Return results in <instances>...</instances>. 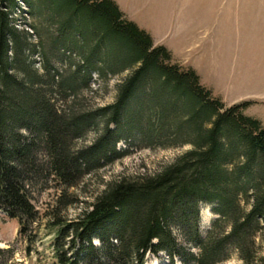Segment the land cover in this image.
Here are the masks:
<instances>
[{"label":"trees","instance_id":"trees-1","mask_svg":"<svg viewBox=\"0 0 264 264\" xmlns=\"http://www.w3.org/2000/svg\"><path fill=\"white\" fill-rule=\"evenodd\" d=\"M18 1L0 0V211L18 221V235L31 244L27 233L38 213L29 184L41 171L70 188L135 144L186 145L159 173L116 179L90 210L72 222L56 221L55 264H145L148 255L161 254L166 264H220L233 257L264 264L257 241L264 233V125L245 114L251 102L226 106L193 70L171 63L166 48L154 46L111 0H35L36 10L43 6L58 19L60 32H71L74 50L85 49L66 83L52 79L63 94L74 92L75 77L85 78L87 88L92 74L103 80L130 70L110 105L91 112L64 108L65 98L57 105L34 89V77L25 81L13 73L25 43L13 18ZM98 126L89 146L75 147ZM20 129L39 135L45 169L31 155L34 140ZM202 204L216 216L204 235ZM14 255L12 247L0 248V264H21Z\"/></svg>","mask_w":264,"mask_h":264},{"label":"rangeland","instance_id":"rangeland-1","mask_svg":"<svg viewBox=\"0 0 264 264\" xmlns=\"http://www.w3.org/2000/svg\"><path fill=\"white\" fill-rule=\"evenodd\" d=\"M111 1L125 19L151 37L154 46L166 48L171 63L193 70L200 84L226 106L251 102L245 114L264 125V0ZM29 3L31 7L19 0L13 14L15 26L25 41L16 56L13 72L16 77L25 81L28 76L34 77L38 82L34 89H40L51 102H58L57 105L67 99L63 102L64 108L70 107L75 112H91L113 103L117 87L130 70L106 75L103 80L92 74L87 88L85 78L75 77L74 92L70 94H63L53 86V78L66 83L80 61L79 54L82 56L85 49L74 50L69 43L71 32L67 29L60 32L55 16L43 6L36 10L35 0ZM18 132L34 140L31 155L38 169H45L46 154L39 135H29L23 129ZM100 132L101 126L94 128L76 140L75 147L89 146ZM135 145L126 156L84 176L74 187L59 185L46 176L45 170L40 176L35 175L29 184L31 203L38 213L27 233L32 242L18 235L17 220L0 211V248L12 247L15 261L21 264H55L52 242L59 230L56 221L72 222L83 211L90 210L89 205L108 183L123 177L155 175L189 149L186 145L176 148ZM117 149L123 150V143L118 144ZM211 208L207 204L200 206L203 235L216 218ZM257 241L263 248L264 233ZM145 264H166V258L162 254L148 255ZM220 264L242 262L233 257Z\"/></svg>","mask_w":264,"mask_h":264},{"label":"bare ground","instance_id":"bare-ground-1","mask_svg":"<svg viewBox=\"0 0 264 264\" xmlns=\"http://www.w3.org/2000/svg\"><path fill=\"white\" fill-rule=\"evenodd\" d=\"M207 214H208V212H207Z\"/></svg>","mask_w":264,"mask_h":264}]
</instances>
